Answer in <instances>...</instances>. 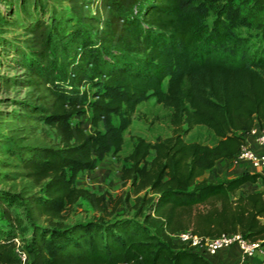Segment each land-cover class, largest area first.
I'll use <instances>...</instances> for the list:
<instances>
[{
  "label": "trees",
  "instance_id": "obj_1",
  "mask_svg": "<svg viewBox=\"0 0 264 264\" xmlns=\"http://www.w3.org/2000/svg\"><path fill=\"white\" fill-rule=\"evenodd\" d=\"M100 4L94 14H81L94 35L77 27L64 36L82 39L64 62L53 55L57 42L44 18L27 27L32 35L17 51L27 70L24 81L38 94L27 102L23 120L46 117L61 139L18 145L0 161L40 188L29 196L32 218L48 222L33 223L31 236L22 235L23 219L9 207L15 199L0 194L8 221L7 228L0 225V264H20L18 236L30 264H211L176 243L173 233L190 228L204 237L240 232L252 240L264 238V188L242 189L247 181L264 186V173L245 169L231 178L200 179L219 158L237 155L245 133L264 121V0ZM57 20L53 17L52 24ZM239 27L255 29L261 48H253ZM151 96L172 108L173 130L156 140L135 136L122 171L132 191L113 195L78 186L81 171L123 147L126 122L113 124L112 115L125 109L129 118ZM87 107L90 132L72 120ZM195 125L208 127L217 140L187 139ZM80 199L101 215L66 223L65 209ZM120 203L132 217L107 221Z\"/></svg>",
  "mask_w": 264,
  "mask_h": 264
},
{
  "label": "rangeland",
  "instance_id": "obj_2",
  "mask_svg": "<svg viewBox=\"0 0 264 264\" xmlns=\"http://www.w3.org/2000/svg\"><path fill=\"white\" fill-rule=\"evenodd\" d=\"M86 3L73 0H0V161L6 158L5 152L18 145L36 143H58L61 139L56 126L48 118L24 119L27 102L37 100V92L25 80L27 70L23 68L17 51L26 47V39L32 34L27 27L38 18H44L53 32V41L57 42L53 55L59 62L71 58L79 49V41L64 39L75 28L94 35L91 24L84 21L81 14L91 15L100 7V0H86ZM57 20L52 24V18ZM212 14L208 17L210 21ZM239 31L251 37L253 48L260 47V34L247 27H239ZM64 39V40H63ZM4 41L3 43H1ZM67 43L64 47L63 42ZM61 44V45H60ZM70 56V57H69ZM96 87H91V92ZM172 108L159 103L155 96L139 103L135 112L128 118L123 109L111 117L113 124L126 122L123 147L118 152L110 151L102 156L96 167L81 171L75 180L78 186L87 187L97 193L109 192L113 195L132 191L129 183L122 179L123 166L129 164L128 154L133 148L135 136L142 135L149 140L172 133ZM72 120L80 122L87 130L92 131L91 111L82 115H74ZM99 127L105 128L100 122ZM189 140H199L204 143H214L217 137L205 125H195L186 135ZM5 165V164H4ZM0 164V194H8L15 199L9 207L14 217H21L23 222L18 231L26 237L31 236L33 223L48 225L44 219L32 218L29 196L40 190L33 182L15 168H6ZM134 197V196H133ZM132 197V201H133ZM6 202V201H5ZM7 203V202H6ZM7 205V204H6ZM125 204L120 203L116 211L106 220L132 217L131 212H124ZM101 212L96 211L85 199L68 206L64 211V221L74 223L97 218ZM0 225L7 228L8 221L4 218V208L0 203ZM259 258V257H258Z\"/></svg>",
  "mask_w": 264,
  "mask_h": 264
},
{
  "label": "built area",
  "instance_id": "obj_3",
  "mask_svg": "<svg viewBox=\"0 0 264 264\" xmlns=\"http://www.w3.org/2000/svg\"><path fill=\"white\" fill-rule=\"evenodd\" d=\"M249 133L254 134L260 144H264V125H255ZM236 156L247 163V168L264 173L263 151H258L245 144ZM173 239L187 249L201 254L206 252L216 253L223 247L238 246L240 248L241 261L247 263L259 257L257 264H264V238L252 240L240 232H224L219 235L204 237L187 228L173 233ZM15 240V251L19 257L20 264H30V254L25 247L23 239L18 236Z\"/></svg>",
  "mask_w": 264,
  "mask_h": 264
},
{
  "label": "crops",
  "instance_id": "obj_4",
  "mask_svg": "<svg viewBox=\"0 0 264 264\" xmlns=\"http://www.w3.org/2000/svg\"><path fill=\"white\" fill-rule=\"evenodd\" d=\"M264 125L263 122L256 121L255 125ZM246 144L253 147L258 151L264 152V144H260L254 134L245 133ZM245 169L252 170L247 168V163L243 160H240L235 155L232 158L221 157L219 158L215 165L212 168L207 169L201 176L200 179H209V180H222L225 178H231L242 173ZM264 186L260 183H254L252 181H247L242 185V189H247L249 191H257L263 189ZM211 264H257L259 258H254L253 261L247 263L241 261L240 259V248L238 246L223 247L216 253H204L203 254Z\"/></svg>",
  "mask_w": 264,
  "mask_h": 264
}]
</instances>
